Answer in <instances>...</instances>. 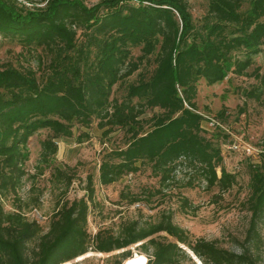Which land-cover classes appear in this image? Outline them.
Wrapping results in <instances>:
<instances>
[{
    "label": "trees",
    "instance_id": "obj_1",
    "mask_svg": "<svg viewBox=\"0 0 264 264\" xmlns=\"http://www.w3.org/2000/svg\"><path fill=\"white\" fill-rule=\"evenodd\" d=\"M205 1L206 11L196 24L186 0H99L90 6L81 0H45L35 8L0 0L1 37L49 54L39 79L30 68L0 67V264H61L88 249L107 253L142 240L140 253L146 264H183L191 262L190 253L201 264H259L264 150L250 171L247 225L243 237L234 239L238 251L190 237L169 214L145 226L123 223L115 234L99 230L90 235V176L82 196L58 204L45 231L20 206L3 209V198L15 194L25 175L27 139L38 129L50 132L40 142L44 160L56 151V139L71 135L73 122L87 127L95 121L97 128L107 127L104 133L114 127L129 132L123 147L101 157L100 185L136 172L141 165L160 187H192L197 180L205 189L222 192L233 184L234 176L220 167L218 146L201 127L195 85L199 80L211 85L228 72L246 75L252 57L264 48V0ZM133 48L140 51L135 60ZM153 53L150 75L127 84L120 99L111 97L112 86ZM256 73L253 69L252 75ZM258 93L244 95L256 99ZM178 172L187 176L184 182L176 180ZM56 173L67 186L70 178ZM158 232L172 240L153 236ZM130 254L120 253L124 258Z\"/></svg>",
    "mask_w": 264,
    "mask_h": 264
},
{
    "label": "rangeland",
    "instance_id": "obj_2",
    "mask_svg": "<svg viewBox=\"0 0 264 264\" xmlns=\"http://www.w3.org/2000/svg\"><path fill=\"white\" fill-rule=\"evenodd\" d=\"M81 1L90 6L99 0ZM186 1L191 18L197 24L206 11V1ZM18 2L35 8L42 7L45 0ZM139 55L138 48L131 49L133 60ZM153 58L154 53L142 57L136 70L112 86L111 97L120 99L127 84L139 77L147 78L154 67ZM48 60L49 54L45 50L23 48L0 35V67L30 68L39 79ZM253 69L257 70L255 75H252ZM245 72L244 76L228 72L222 80L211 85L203 80L195 85L194 103L196 112L203 118L201 127L220 150V167L234 176L233 184L225 191L221 192L216 187L205 189L204 183L197 180L192 187H177L175 184L160 187L146 165H141L136 172L122 175L111 184L100 185L97 167L101 157L111 149L123 147L129 132L125 128L114 127L104 133L107 127L97 128L95 121L87 127L73 122L71 135L54 139L56 151L44 160L40 158V142L49 138L50 132L38 129L27 139L25 175L15 194L3 198V209L12 211L20 206L23 214L29 220H35L45 231L58 204L82 196L90 176L94 187L93 202L88 205L87 214V232L90 235L99 230L115 234L123 223L135 221L139 226H145L156 222L162 214H169L172 223L186 230L190 237L213 240L220 247L238 251L234 239L243 237L247 225L250 171L264 150V48L252 57V63ZM246 91H258V98L246 97ZM57 171L70 178L67 186L65 178L56 176ZM216 173L219 174V168ZM186 179L183 172L176 174L179 182ZM132 198L137 200L131 201ZM181 198L186 200L185 205ZM260 233L259 264H264V227ZM153 236L162 241L172 240L164 232ZM143 241L107 253L88 249L61 264H117L124 259L120 255L123 251L142 252L140 244ZM197 260L191 259V262L184 261L183 264H197Z\"/></svg>",
    "mask_w": 264,
    "mask_h": 264
},
{
    "label": "built area",
    "instance_id": "obj_3",
    "mask_svg": "<svg viewBox=\"0 0 264 264\" xmlns=\"http://www.w3.org/2000/svg\"><path fill=\"white\" fill-rule=\"evenodd\" d=\"M133 261L137 264H146V256L140 252H132L121 261V264H128Z\"/></svg>",
    "mask_w": 264,
    "mask_h": 264
},
{
    "label": "water",
    "instance_id": "obj_4",
    "mask_svg": "<svg viewBox=\"0 0 264 264\" xmlns=\"http://www.w3.org/2000/svg\"><path fill=\"white\" fill-rule=\"evenodd\" d=\"M190 257H191V259H195L196 257L195 256H193L191 253H190ZM198 261V260H197ZM199 262V261H198ZM197 264H201L200 262L199 263H197Z\"/></svg>",
    "mask_w": 264,
    "mask_h": 264
},
{
    "label": "bare ground",
    "instance_id": "obj_5",
    "mask_svg": "<svg viewBox=\"0 0 264 264\" xmlns=\"http://www.w3.org/2000/svg\"><path fill=\"white\" fill-rule=\"evenodd\" d=\"M199 263V262H198Z\"/></svg>",
    "mask_w": 264,
    "mask_h": 264
}]
</instances>
